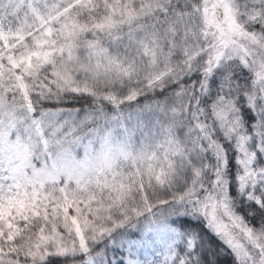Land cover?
Wrapping results in <instances>:
<instances>
[{
    "label": "snow or ice",
    "instance_id": "1",
    "mask_svg": "<svg viewBox=\"0 0 264 264\" xmlns=\"http://www.w3.org/2000/svg\"><path fill=\"white\" fill-rule=\"evenodd\" d=\"M0 264H264V0H0Z\"/></svg>",
    "mask_w": 264,
    "mask_h": 264
}]
</instances>
